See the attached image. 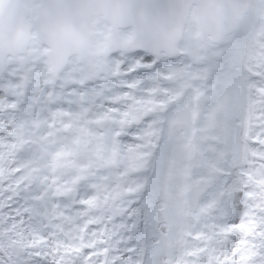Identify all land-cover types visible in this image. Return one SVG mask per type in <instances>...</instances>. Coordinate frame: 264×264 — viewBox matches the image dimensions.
Instances as JSON below:
<instances>
[{"label": "snow or ice", "instance_id": "snow-or-ice-1", "mask_svg": "<svg viewBox=\"0 0 264 264\" xmlns=\"http://www.w3.org/2000/svg\"><path fill=\"white\" fill-rule=\"evenodd\" d=\"M0 7V264H264V0Z\"/></svg>", "mask_w": 264, "mask_h": 264}, {"label": "rangeland", "instance_id": "rangeland-1", "mask_svg": "<svg viewBox=\"0 0 264 264\" xmlns=\"http://www.w3.org/2000/svg\"><path fill=\"white\" fill-rule=\"evenodd\" d=\"M3 1H4V0H0V6L2 5Z\"/></svg>", "mask_w": 264, "mask_h": 264}, {"label": "water", "instance_id": "water-1", "mask_svg": "<svg viewBox=\"0 0 264 264\" xmlns=\"http://www.w3.org/2000/svg\"><path fill=\"white\" fill-rule=\"evenodd\" d=\"M3 3H4V1H3ZM3 3H2V5H3ZM2 5H1V6H2ZM0 11H2V7H0Z\"/></svg>", "mask_w": 264, "mask_h": 264}]
</instances>
